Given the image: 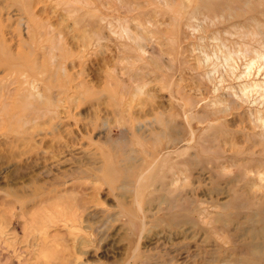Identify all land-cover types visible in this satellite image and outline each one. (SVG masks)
<instances>
[{"label": "rangeland", "instance_id": "obj_1", "mask_svg": "<svg viewBox=\"0 0 264 264\" xmlns=\"http://www.w3.org/2000/svg\"><path fill=\"white\" fill-rule=\"evenodd\" d=\"M0 264H264V0H0Z\"/></svg>", "mask_w": 264, "mask_h": 264}]
</instances>
